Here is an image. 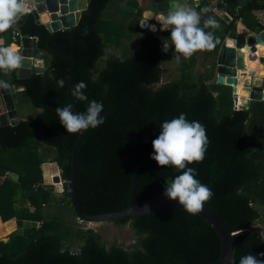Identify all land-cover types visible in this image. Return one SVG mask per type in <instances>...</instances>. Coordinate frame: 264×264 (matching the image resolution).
Instances as JSON below:
<instances>
[{"label": "trees", "instance_id": "1", "mask_svg": "<svg viewBox=\"0 0 264 264\" xmlns=\"http://www.w3.org/2000/svg\"><path fill=\"white\" fill-rule=\"evenodd\" d=\"M113 1L88 0L75 26L53 33L30 13L23 14L14 25L19 37L37 39L45 70L22 79L15 76L18 68L0 70V80L15 91V107L28 103L39 111L14 126L0 127V220L16 218L18 229L23 220L39 225L21 233L16 229L5 241L0 240V264H214L219 257L220 242L215 232L182 209L167 208L113 221L118 226L129 224L136 237L129 249L116 244L106 247L91 229L73 231L56 218L45 219L44 208L63 202L42 186L44 163L55 164L60 171L62 199L68 198L71 207L70 151L79 132H66L55 108L69 104L70 85L75 110H85L87 101L71 94L80 81L86 84L82 91L89 100L102 102L101 115L105 117L102 125L84 130L76 154L77 196L84 213L125 209L133 170L153 152L152 141L159 134L160 124L184 113L186 119L199 121L206 130L204 159L187 166L195 168L196 178L212 190V197L204 204L213 208L234 234V264L244 255L264 252V232L254 228L260 218L259 208L264 206V101H251L246 108L236 109L232 87L214 80L215 61L225 37L231 32L257 33L264 28L255 15L264 12V0H248L243 8H238L235 0H222L226 23L208 9L210 0H202L196 10L200 26L204 27L203 21L209 17L218 22L216 27H204L214 38V47L204 52V61L210 58V63L196 74L198 51L181 57L179 77L165 83L161 82L163 62L176 53L171 47L162 51L158 33L138 29L142 10L135 0L128 4L135 11L134 27L141 33L138 48L125 58L109 56L96 69L107 45L101 17ZM11 30L3 33L2 46L20 44V38L12 39ZM61 79L63 86L57 84ZM9 173L17 174L18 180L9 178ZM178 174L173 166H160L150 159L137 173L135 202L162 194ZM17 199L27 201L33 212L15 210ZM73 233L81 242L75 253L65 246Z\"/></svg>", "mask_w": 264, "mask_h": 264}, {"label": "clouds", "instance_id": "2", "mask_svg": "<svg viewBox=\"0 0 264 264\" xmlns=\"http://www.w3.org/2000/svg\"><path fill=\"white\" fill-rule=\"evenodd\" d=\"M26 0H0V32L13 27L20 17L27 13ZM146 20L140 22L144 26L148 19L155 18L159 22L160 30H170V36L162 40L163 51L169 47L174 50L173 56L177 62L181 57L188 58L194 52L214 47L213 35L206 32L204 27H216L218 22L209 17L203 21L190 0H170L166 12L154 15L150 11L144 12ZM149 30L156 31V24L148 25ZM23 57L15 46H0V70L17 69L22 64ZM64 81L57 84L63 86ZM10 85L0 80V88L7 89ZM84 81L77 82L71 90L72 96L79 101H87L83 112H74L71 104L57 106L55 112L59 121L68 133H78L89 128L95 129L104 123L105 117L102 102L89 100L83 89ZM208 137L205 127L197 120H188L184 113L168 120L159 126V134L152 141L153 152L150 154L160 166H173L179 171L170 184L164 188V195L169 200H175L189 213H198L204 203L213 193L212 190L196 178V169L188 167L193 162H200L205 157ZM182 170V171H181ZM80 220V219H79ZM264 252L253 256L251 253L240 257L239 264H264Z\"/></svg>", "mask_w": 264, "mask_h": 264}, {"label": "water", "instance_id": "3", "mask_svg": "<svg viewBox=\"0 0 264 264\" xmlns=\"http://www.w3.org/2000/svg\"><path fill=\"white\" fill-rule=\"evenodd\" d=\"M28 8L27 13H30L34 20L46 28L47 31L53 33L60 31L62 27H73L75 26L81 16V13L87 8L88 0H26ZM147 5L143 8L141 13V19L146 20L144 17L145 11H150L154 15L159 12H166L170 0H146ZM194 4L195 9L199 5L198 0H190ZM238 8H243L248 0H235ZM68 16L73 19L68 20ZM156 24V31H151L148 25ZM16 28V27H15ZM140 28L147 30L152 33H158L162 40H166L170 36V30H160L159 22L155 18L147 20L144 26L140 25ZM259 38H262L261 41ZM27 40V39H26ZM36 38L27 40L30 42V46L27 43L26 46L22 45L20 54L23 57L22 64L18 68L16 77L26 78L31 74H42L44 68L42 65V53L36 47ZM257 45L256 51L254 52V59L260 63L264 62V28L260 33H236L231 32L227 35L226 39L221 44L220 55L215 61V82L220 85L234 86L237 83L239 86V97L240 107L246 108L249 101H259L261 97V87H253L250 85V79L252 72L248 70L249 57L246 56V49L248 46ZM162 51L163 48L161 47ZM165 52V51H163ZM257 55V56H256ZM243 78H245L243 80ZM67 98L69 104L72 105L73 111L75 107L70 97V85H68ZM19 122L14 105L13 95L10 89L0 88V127L14 126ZM84 130L79 132L78 138L70 151L71 164H70V182H69V196L70 205L72 210L78 219L85 222L101 223V222H113L121 220H131L136 217L150 214L152 212L167 209H183L175 200H169L164 192L160 195L152 197L143 202H135V188H136V177L140 168L151 159L150 155L140 161L133 170L131 179V188L128 195V206L120 211L88 215L84 213L80 207L78 196H77V166H76V154L79 148L80 142L83 138ZM9 177H13V174H9ZM18 176L15 177L17 179ZM58 176L52 178L53 183L58 182ZM47 183L49 180H45ZM199 217L206 225H208L216 234L220 242V253L219 257L214 264H234V253L236 245L233 241L234 234H231L226 224L216 214L213 208L203 205L202 209L194 214ZM264 237V235H263Z\"/></svg>", "mask_w": 264, "mask_h": 264}, {"label": "crops", "instance_id": "4", "mask_svg": "<svg viewBox=\"0 0 264 264\" xmlns=\"http://www.w3.org/2000/svg\"><path fill=\"white\" fill-rule=\"evenodd\" d=\"M135 1L137 2L138 8L143 11V8L147 5L146 0H135ZM198 1H199V5H200L202 0H198ZM128 3H129V0H115L112 3H110L107 6V8L105 9V11H104V13H103V15L101 17V22L104 25L103 26L104 29L107 30V31L106 30L103 31V34H104L106 39H113V38L115 39L116 38L115 35L119 32V33H121V34H123L125 36V39H122L123 43H126V45L124 47L129 48V49L134 51L136 48H138V39H139V36H140L141 33L139 31H137V29L134 27L135 11H134V9H132V7ZM28 8L31 9L32 6H29ZM195 10H197V8ZM225 11L226 10H218V11L215 12V14H217V16L221 17V21L223 23L227 22V20H226L227 12L225 13ZM204 14L207 15L208 12L205 10ZM255 15L260 20L261 24L264 25V12L263 11H258V12H256ZM67 19L70 20V19H73V17L68 16ZM140 19H141V17L138 20V29L147 32V30H143V29L140 28V25H139ZM239 22H240V20H239ZM218 27L220 28V25H218ZM240 27H239V29H241ZM68 28L69 27H67V28L62 27L61 30L68 29ZM11 29H12L11 30V36H12V32L16 31V28H15V26H13V27H11ZM3 33L4 32L0 33V46H2V44L4 43V38L6 37V33L5 34H3ZM236 33H238V32H236ZM258 33H260V31L257 32L256 34H258ZM238 34H240V33H238ZM226 37H225V39H226ZM19 38H20V44L19 45L15 44V43H11L9 45L15 46L16 49L20 52L22 45L26 46V44L28 43L29 46H30V42H27V40H30L31 38L21 37V36ZM213 40H214V38H213ZM216 42L218 43L219 41H216ZM208 50L209 49H207L206 51H202V50L198 51V53H197V64H196V67H195V73L196 74H197L199 69H201V71L203 72L204 68L210 63L209 62V63L205 64V66H202V63L200 64V62H199L200 56L203 55V57H205L204 56V52H207ZM120 51L122 52V49H120ZM120 51L118 53H121ZM220 51H221V49L219 48L218 56L220 55ZM118 57L121 58V56H118ZM175 62H176V60L173 59V58H171V59L169 58V59H167V60H165L163 62L162 68L164 70V73H163L162 77H163V79H166V78L167 79L164 82H162L163 81L162 80L161 81L162 83L168 82L170 80L177 79L179 77V76L177 77V75H178L177 73H174V75H173V72L172 73L166 72V70H169V69H172V68L175 69ZM258 64L261 66L262 76H261V78H260L258 83L254 82L255 78H251L250 79V85L253 86V87H260L261 84L264 83V64L260 63L259 61H258ZM179 65L180 66L178 68H181L180 61H179ZM179 70L180 69H176V72L177 71L179 72ZM254 70H256V69H254ZM172 77H174V78H172ZM214 80H216V73H215ZM9 89H10V92L12 94L15 93V91L13 90V87L10 86ZM16 91L17 92L21 91V89H17ZM250 102L251 101L248 102L247 106H249ZM14 104H15V102H14ZM18 108L19 107H17V108L15 107L16 116H17L18 120L28 119L26 117H22V115L20 117L17 114V111H18L17 109ZM38 113H39V111L37 110V113H35L34 116L36 114H38ZM55 170H56V168L52 164L44 163L42 165L43 179L44 178H51V177L53 178L55 176V172H54ZM49 173H51V174L49 175ZM9 174H11V173H9ZM9 174H7L8 177H9ZM12 174H13V177L12 178L9 177V178L13 179L14 181H17L18 178L15 179L17 174H15V173H12ZM0 181H1V179H0ZM14 209L17 210V211L27 209L30 213L33 212V208L29 206V203L27 201L22 200V199H17V201L14 204ZM16 220H17L16 218H12V219L7 220V221H1L0 220V229H1V234L3 235V240L7 239V236H8V234L10 232L18 229L17 226H16L17 225V221ZM12 223H14V224H12ZM29 223H33V224H35V226L39 225L38 222H32V221L23 220L21 222V228H19L18 231L20 229H25L26 226H28ZM8 227L10 228V230L8 229Z\"/></svg>", "mask_w": 264, "mask_h": 264}, {"label": "rangeland", "instance_id": "5", "mask_svg": "<svg viewBox=\"0 0 264 264\" xmlns=\"http://www.w3.org/2000/svg\"><path fill=\"white\" fill-rule=\"evenodd\" d=\"M103 26L104 25L102 23V27H101L102 32L104 30H106V29H104ZM115 37H116L115 39L114 38L113 39H106L107 45H106V48L104 51V55L97 61L96 69H100L104 65L105 59L108 58L109 56L117 55V56H121L122 58H125V57L129 56L130 54H132L133 50L124 47L126 45V43H123L122 39H125V36L118 32L115 35ZM120 49H122V52L120 51ZM206 50L207 49L202 50V51H206ZM119 51L122 54L118 53ZM199 62H200V64L202 63V66H205V64L209 63L210 60L208 59L207 61H204V57L202 55V56H200ZM179 66H180L179 61L178 62L176 61L175 62V69L172 68V69L166 70V72H169V73L173 72V75H174V73H177L178 75L177 74L176 75L178 77L180 75V70H179V72L178 71L176 72V69H180V68H178ZM201 72H202L201 69H199L197 73H201ZM172 78H174V77H172ZM166 79H163V77H162L163 81L162 80L161 81L164 82ZM239 101H241V99ZM17 110H18L17 114L20 117L22 115V117H26V118H30V117L34 116L35 113H37V110L34 109L28 103H24ZM52 165L56 168L55 172L59 173V170L55 166V164H52ZM50 174L51 173H49V175ZM59 197H61V201L63 203H60V202L53 203L44 209V217L46 220L56 218L57 220H60V221L64 222L65 224L71 226L73 231H75L76 229H80L83 231L91 229L100 235L101 240L105 244L106 247H109L112 244H116V245L124 247L125 249H129L130 245L132 243H134V241L136 240V237L133 234L129 224L118 226V225H115L113 222L91 223V222L81 221L77 218L75 213H73V211L71 210V207L68 206L67 203H68L69 199L68 198L62 199V197H65V195L64 196L59 195ZM259 209L261 212L260 218L257 221L254 228L258 233H263L264 232V206H261ZM12 224H14V223H12ZM32 226H35V224L29 223L25 229H28ZM9 227H8V229L10 230ZM22 231L23 230L20 229L19 233H21ZM0 240H3V235L1 234V229H0ZM3 241H5V240H3ZM80 245H81V242L77 239L75 233H73L71 238L65 243V246L73 253L78 251Z\"/></svg>", "mask_w": 264, "mask_h": 264}, {"label": "built area", "instance_id": "6", "mask_svg": "<svg viewBox=\"0 0 264 264\" xmlns=\"http://www.w3.org/2000/svg\"><path fill=\"white\" fill-rule=\"evenodd\" d=\"M219 5L221 6V9L217 8ZM208 9L213 10L215 12L218 10H225V3L222 0H210V6ZM17 37L19 38V33L17 31H13L12 32V38L15 39ZM248 48L253 49L255 52L257 45L250 46V44H249ZM251 71H252V74L250 77L256 78L257 71L254 69H251ZM231 87H232V96H233V101H234V107L236 109H239L240 108L239 89L236 90V88L234 86H231ZM260 100L264 101V86L261 87ZM56 175L59 177L57 183L52 182V177L51 178H44L43 182H42V186H43L44 190L45 189L52 190L54 193H56V194L59 193L58 195H62L63 194V188H62V181L60 179V171ZM45 180H49V182L47 183ZM68 192H70V189L68 190Z\"/></svg>", "mask_w": 264, "mask_h": 264}, {"label": "bare ground", "instance_id": "7", "mask_svg": "<svg viewBox=\"0 0 264 264\" xmlns=\"http://www.w3.org/2000/svg\"><path fill=\"white\" fill-rule=\"evenodd\" d=\"M259 39L261 41L262 38H259ZM245 52H246V56L249 57L248 70H247V72L251 71V69H256L257 75H256V78L254 79V82L255 83H258L259 80H260V78H261V76H262L261 66L258 64V61L254 59L255 55H254V50L253 49L247 48ZM244 79L245 78H243V80ZM234 87L236 88V90L239 89L238 79H237V83H236V85H234ZM56 174H57V172H55V176H57Z\"/></svg>", "mask_w": 264, "mask_h": 264}]
</instances>
